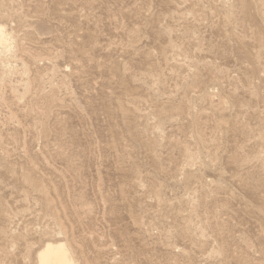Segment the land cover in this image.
<instances>
[{
  "label": "rangeland",
  "instance_id": "rangeland-1",
  "mask_svg": "<svg viewBox=\"0 0 264 264\" xmlns=\"http://www.w3.org/2000/svg\"><path fill=\"white\" fill-rule=\"evenodd\" d=\"M0 264H264V0H0Z\"/></svg>",
  "mask_w": 264,
  "mask_h": 264
},
{
  "label": "bare ground",
  "instance_id": "bare-ground-1",
  "mask_svg": "<svg viewBox=\"0 0 264 264\" xmlns=\"http://www.w3.org/2000/svg\"><path fill=\"white\" fill-rule=\"evenodd\" d=\"M10 34L0 24V48L10 49ZM38 264H76L75 257L67 242L63 239L46 241L38 251Z\"/></svg>",
  "mask_w": 264,
  "mask_h": 264
}]
</instances>
